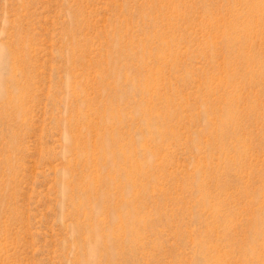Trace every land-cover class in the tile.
I'll use <instances>...</instances> for the list:
<instances>
[{"label":"rangeland","instance_id":"374dc122","mask_svg":"<svg viewBox=\"0 0 264 264\" xmlns=\"http://www.w3.org/2000/svg\"><path fill=\"white\" fill-rule=\"evenodd\" d=\"M0 264H264V0H0Z\"/></svg>","mask_w":264,"mask_h":264},{"label":"bare ground","instance_id":"6f19581e","mask_svg":"<svg viewBox=\"0 0 264 264\" xmlns=\"http://www.w3.org/2000/svg\"><path fill=\"white\" fill-rule=\"evenodd\" d=\"M103 139H104V141H103ZM103 146H105V138L102 137L101 143H100V147L103 148ZM123 155H124V152H119L118 159H120L121 157H123ZM113 163H115L116 166L118 165V162H116V161L113 162ZM110 210H111L112 213L115 214L116 208H111ZM116 215H117V219L119 221H122L123 223L125 222L126 225H127L126 228L123 229V232H125V233L128 232L130 226H129V223L126 220H124L125 212H117ZM117 235L118 236L112 237V238H110V239L107 240V239H104V238L100 237L97 234L96 231L92 232V234H89V236L91 238V243L90 244H91V246L93 248V251H95V253L97 254V256L99 255V252H100V250L102 248V244H104V245L105 244H108L109 246H112L111 245V242L113 243V240H116V242L118 243L119 242L118 240L121 239L120 237H124V234H117ZM110 240H111V242H110ZM101 255H104V254H101Z\"/></svg>","mask_w":264,"mask_h":264}]
</instances>
